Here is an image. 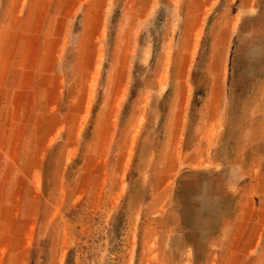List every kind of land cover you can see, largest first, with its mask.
Here are the masks:
<instances>
[{
	"label": "rangeland",
	"instance_id": "obj_1",
	"mask_svg": "<svg viewBox=\"0 0 264 264\" xmlns=\"http://www.w3.org/2000/svg\"><path fill=\"white\" fill-rule=\"evenodd\" d=\"M0 264H264V0H0Z\"/></svg>",
	"mask_w": 264,
	"mask_h": 264
}]
</instances>
